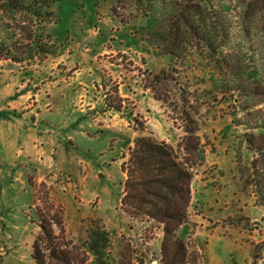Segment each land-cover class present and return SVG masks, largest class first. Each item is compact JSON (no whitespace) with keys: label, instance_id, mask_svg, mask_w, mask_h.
I'll return each instance as SVG.
<instances>
[{"label":"rangeland","instance_id":"1","mask_svg":"<svg viewBox=\"0 0 264 264\" xmlns=\"http://www.w3.org/2000/svg\"><path fill=\"white\" fill-rule=\"evenodd\" d=\"M173 2L58 0L53 18L37 31L43 37L47 34L53 53L41 60L0 58V264H35L33 243L44 219L54 228L56 242L72 256L77 255L76 245L80 247L87 255L86 264H164L163 224L125 210L128 173L123 165L127 178L116 197L115 225L89 215L96 200L81 203L77 171L83 157L79 149L85 145L75 134L78 128L62 127L70 121L96 124L98 132L88 133L86 139L110 130L97 151L119 144L123 164L140 135L177 146L187 130L197 129L204 160L193 169L187 222L177 232L187 243L186 264H254V260L264 264V156L258 157L256 168L245 169L237 161L236 138H224L264 119V89L250 92L243 106L192 107L195 95L209 86V68L201 64L206 59L195 68L190 62H186L190 67H181L144 36L152 22L167 17ZM214 4L227 10L239 51L245 34L242 6L232 0ZM257 11H251L245 27L264 74V31L250 25ZM16 18L11 11L0 12V41L10 34L4 22L14 25ZM162 69L168 73L155 85V92L163 101L154 96L147 75ZM63 96L74 99L73 115L67 114L72 104H63ZM106 98L119 108L108 107ZM46 122L49 128H44ZM53 140L60 149L57 154L51 149ZM93 152L91 157L97 159ZM44 161L54 167L44 170ZM242 168L250 183L245 182ZM61 209L65 234L50 220Z\"/></svg>","mask_w":264,"mask_h":264},{"label":"trees","instance_id":"2","mask_svg":"<svg viewBox=\"0 0 264 264\" xmlns=\"http://www.w3.org/2000/svg\"><path fill=\"white\" fill-rule=\"evenodd\" d=\"M57 1L1 0L0 12L11 11L17 20L14 25L4 22L10 34L6 41H0V58L14 61L41 60L53 53L47 34L43 37L37 31L42 23L45 26L53 18L52 8ZM232 1H237L243 10L242 27L245 34L244 39L239 40V51L236 50L233 24L226 15L227 10H219L214 0H174L167 17L152 22L145 31V39L152 41L160 53L174 63L186 68L190 67L186 62H190L194 68L201 64L209 68V86L195 95L194 101L197 103L192 104L198 110L202 105L243 106L250 92L264 89V74L252 50L250 30L245 27L251 11H257L254 10L257 6L258 11L250 25L264 31V0ZM23 35L28 38L26 44L21 40ZM202 58L206 59L203 63ZM237 65L238 72L235 70ZM166 73L167 69H162L159 73L147 74L154 96L162 101L164 99L155 92V85L165 78ZM205 80L203 77L202 82ZM105 102L108 107L119 108L109 98ZM189 121L192 122L190 116ZM196 131L187 130V135L177 146L151 135H140L135 139L128 161L123 164L128 173L123 201L125 210L130 215H146L163 224L164 264H186L187 243L177 232L187 222L193 169L204 160L200 135ZM225 135V139L236 138L233 145L237 147V161L243 162L245 169H250V166L256 168L258 157L264 156V119L238 134ZM245 169L242 168V175L245 182L250 183L249 176L245 177ZM64 219L62 209L50 217L52 224L65 234ZM45 221L40 223L41 230L33 243L35 264H86L87 255L81 252L80 247L76 245L77 255L72 256L69 250L63 248V243L56 242L58 237L54 228ZM64 245L67 246L65 242ZM254 264H257L255 260Z\"/></svg>","mask_w":264,"mask_h":264},{"label":"crops","instance_id":"3","mask_svg":"<svg viewBox=\"0 0 264 264\" xmlns=\"http://www.w3.org/2000/svg\"><path fill=\"white\" fill-rule=\"evenodd\" d=\"M70 97L63 96L62 103H71L72 105L68 110H66L67 114L73 115L76 112L74 111V99L70 100ZM64 110V109H63ZM65 113V110L63 111ZM47 124V125H46ZM44 124V128H49V123L46 122ZM51 125V124H50ZM52 125H55L52 124ZM67 127H76L78 130H75V134L78 135L79 139L84 140L83 143L85 146L82 145V147L79 149L80 152H83L82 159L78 160L79 167H78V174L81 178V184H82V204L88 205L92 201L96 200L97 205L94 208V212L89 213V215L93 219H101L104 223H106L107 226L109 225H115L112 221L116 220V197H118L119 193L122 190V187L124 186L123 182L127 178L126 172L122 169L123 162L119 158V144L117 147L114 148H108L107 145L104 146L105 151H97L99 147V141L104 137V135H107L110 133V130H99L98 137L95 139H86V136L88 133L90 135L94 134L93 131H97L98 128H96V124H89V126H84L83 123H77V121H70L66 124L62 125L64 129ZM84 129L85 131L81 130ZM49 130V129H48ZM47 130V131H48ZM98 132V131H97ZM101 132V133H100ZM105 139H107L105 137ZM53 146L51 149L54 151V153H58L60 150L58 147H56V144L53 140ZM106 144V143H105ZM50 147V146H49ZM46 151H48V145H45ZM85 151H88L85 152ZM98 153V158L94 159L91 157V155H94L95 152ZM47 156L48 154L45 153L44 156ZM55 156V155H54ZM29 157V156H27ZM55 156L54 158H56ZM89 158V159H88ZM92 158V159H91ZM53 164H49L44 161V170L48 166H52ZM54 167V166H52ZM11 175V173H9ZM46 178V175H44V179ZM15 192V190H14ZM112 223H109V222ZM76 219L75 223H78ZM81 223V222H80ZM73 228V227H72Z\"/></svg>","mask_w":264,"mask_h":264}]
</instances>
